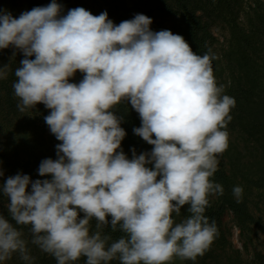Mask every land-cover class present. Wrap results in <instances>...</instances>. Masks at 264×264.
<instances>
[{"label":"clouds","instance_id":"9594fccd","mask_svg":"<svg viewBox=\"0 0 264 264\" xmlns=\"http://www.w3.org/2000/svg\"><path fill=\"white\" fill-rule=\"evenodd\" d=\"M61 13L56 0L19 18L0 12V49L25 57L15 69L18 109L43 103L50 109L45 122L61 142L57 159L38 168L50 179L20 173L0 183L11 218L0 214V261L14 253L33 259L16 225L30 226L31 243L57 264L82 257L85 264L195 261L217 235L205 211L211 194L224 193L210 178L229 147L225 129L236 105L217 84L215 55H197L170 30L153 31L144 14L116 25L107 12ZM77 71L84 74L78 84L70 82ZM121 103L139 114L133 131L153 146L150 152L133 148L129 159L122 150ZM242 192L233 189L238 203ZM185 205L189 216L175 222ZM109 227L124 235L113 240L103 231Z\"/></svg>","mask_w":264,"mask_h":264},{"label":"trees","instance_id":"16d2710c","mask_svg":"<svg viewBox=\"0 0 264 264\" xmlns=\"http://www.w3.org/2000/svg\"><path fill=\"white\" fill-rule=\"evenodd\" d=\"M89 1L98 6L95 16L107 12L108 19L119 25L122 21L133 19L134 11L140 12L152 19L150 27L153 31L170 30L183 36L197 55L209 51L215 55L212 65L217 84L223 86V94L236 101L230 111L232 120L225 129L229 136V147L217 157L218 170L210 178L223 187L224 193L208 197L209 206L205 216L209 223L214 221L217 227V235L210 249L195 261L183 260L184 264H244L241 252L229 240L223 216L229 211L241 230L254 226L264 235V221L252 212L249 202L254 192L264 194V0H133L134 10L128 0ZM49 3L50 0H0V12L7 10L13 17L19 18V14ZM57 3L62 5L61 15L74 8L70 3ZM88 11L93 14L95 9L91 6ZM215 26L229 34L220 57L214 53L217 42L213 33ZM24 58L23 53L14 48L0 49V67L6 74L0 78V169L4 173L0 183L20 173L29 175L33 181L50 179V176L41 177L38 168L46 158L57 159L56 145L61 143L45 122L44 117L49 115L50 109L43 103L24 112L18 109L19 99L14 95L13 84L17 79L15 69L21 66L20 61ZM83 76L77 71L70 82L78 84ZM116 110V114L124 120L121 127L127 135L121 147L127 157L132 158L133 148L137 155L150 152L153 146L133 131L141 126L139 114L126 103L117 105ZM236 186L243 189L239 203L233 194ZM8 203V198L0 192V214L11 219ZM188 207L185 205L179 216L173 214L175 222L179 223L189 216ZM95 225L96 221H91L92 232L96 231ZM16 227L27 241L29 254L33 258L30 264H57L53 256L31 243L30 226ZM103 231L110 234L113 240L124 235L120 231L112 232L110 227ZM85 259L82 257L74 264H85ZM0 264L29 262L14 253ZM109 264L120 262L117 259ZM252 264H264V252L255 253Z\"/></svg>","mask_w":264,"mask_h":264},{"label":"rangeland","instance_id":"374dc122","mask_svg":"<svg viewBox=\"0 0 264 264\" xmlns=\"http://www.w3.org/2000/svg\"><path fill=\"white\" fill-rule=\"evenodd\" d=\"M57 2H62L63 4H72L74 8L82 7L89 10L93 6V15L98 11V6L95 3H91L89 0H56ZM248 1V0H247ZM52 0H50V3ZM99 0H97V3ZM128 4L133 8V0H128ZM101 3V2H99ZM93 4V5H92ZM132 17L134 18L140 12H133ZM21 14H19L20 16ZM213 33L217 38V42L214 45V53L220 57L223 50L226 48V42L229 34L226 30L221 29L219 26L213 27ZM250 207L252 212L256 217H261L264 221V194L261 191L254 192L249 198ZM224 227L227 231L229 240L232 246L239 250L242 254L244 264H252L254 255L257 252H264V235L256 227L251 226L246 228L244 231L241 230L231 212H226L223 216ZM169 264H184V260L179 257H174Z\"/></svg>","mask_w":264,"mask_h":264}]
</instances>
